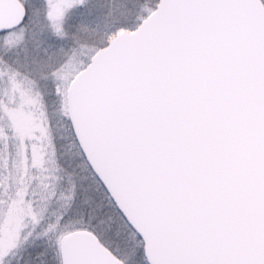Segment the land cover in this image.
Here are the masks:
<instances>
[{
    "label": "snow or ice",
    "instance_id": "obj_1",
    "mask_svg": "<svg viewBox=\"0 0 264 264\" xmlns=\"http://www.w3.org/2000/svg\"><path fill=\"white\" fill-rule=\"evenodd\" d=\"M0 264H264V0H0Z\"/></svg>",
    "mask_w": 264,
    "mask_h": 264
}]
</instances>
